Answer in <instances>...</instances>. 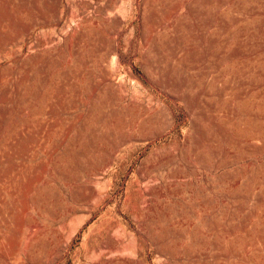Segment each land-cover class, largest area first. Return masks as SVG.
<instances>
[{
  "label": "rangeland",
  "instance_id": "rangeland-1",
  "mask_svg": "<svg viewBox=\"0 0 264 264\" xmlns=\"http://www.w3.org/2000/svg\"><path fill=\"white\" fill-rule=\"evenodd\" d=\"M0 264H264V0H0Z\"/></svg>",
  "mask_w": 264,
  "mask_h": 264
}]
</instances>
